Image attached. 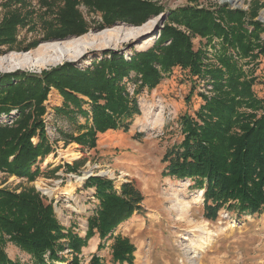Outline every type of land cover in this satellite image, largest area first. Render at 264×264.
Listing matches in <instances>:
<instances>
[{
  "label": "trees",
  "instance_id": "trees-1",
  "mask_svg": "<svg viewBox=\"0 0 264 264\" xmlns=\"http://www.w3.org/2000/svg\"><path fill=\"white\" fill-rule=\"evenodd\" d=\"M10 2L19 6L7 8L0 20V46L7 45L8 49L17 44L19 27L32 21V26L42 29V39L46 40L86 33L92 25L83 17L80 4L102 13L98 28L111 27L116 22L141 25L165 11L155 0H38L40 12L28 5V0ZM260 7L258 1L248 10L227 5H185L170 11L154 46L136 53L131 60L109 51L112 56L93 68L80 69L73 62H65L40 74L0 73V172L29 180L40 174L39 165L53 151L43 120L52 87L65 100L55 108L59 114L72 116L80 110L88 116L78 94L90 99L92 124L84 126L86 131L71 135L67 143L91 149L97 145L100 132L120 128L128 131L140 113L136 96L141 89L156 87L165 74L179 66L192 77L211 84L214 94L201 93L204 102L195 115L185 113L180 117L183 140L166 151L164 176L191 178L204 189L205 216L209 219H215L225 206L239 214L261 213L264 96L254 90L258 78L254 70L245 68L264 56V24L257 19ZM193 35L207 38L208 43L213 37L221 39L219 48L214 46L217 63L207 49L194 48ZM39 42L35 39L25 49ZM132 72L135 75L131 77ZM124 79L137 84L133 95ZM14 109L19 114L11 123L1 119ZM67 166L71 170L78 168L76 161ZM86 187L94 188L98 203L87 217L83 236L74 226L61 223L54 202L35 187L17 190L0 186V264H19L9 257L8 243L28 253L33 264H82L83 247L96 234L101 239L99 250L112 240V262L132 263L135 244L115 232L135 213L145 211L143 194L131 183L117 189L113 180L99 175L89 177ZM90 264L105 263L95 254Z\"/></svg>",
  "mask_w": 264,
  "mask_h": 264
},
{
  "label": "rangeland",
  "instance_id": "rangeland-1",
  "mask_svg": "<svg viewBox=\"0 0 264 264\" xmlns=\"http://www.w3.org/2000/svg\"><path fill=\"white\" fill-rule=\"evenodd\" d=\"M10 1L0 0V20L7 8L15 9L19 6ZM155 1L164 6L163 13L150 17L141 25L116 22L113 26L119 25L118 31L108 36L104 44L85 50L75 59L68 57L58 63L42 67L1 69L0 73L25 71L40 74L65 62H73L80 69L93 68L100 61L109 59L112 53L131 60L136 53L154 46L161 35L164 23L168 21L170 11L189 4L211 8L227 5L233 9L248 10L254 1H258L261 7L257 19L264 24V0H242L240 4L221 0ZM28 5L37 12L41 10L38 0H28ZM78 8L92 26L84 34L69 36L73 37L71 39L87 33H102L110 28L96 26L103 20L101 12H93L84 4H80ZM153 18L158 19L159 23L151 34L137 36L129 34L126 26L140 27ZM34 20L39 22L36 15ZM32 25L33 21L30 25L19 27L17 44L11 49H8L7 45L0 46V57H8L13 53L25 54L53 40L42 39V29L38 25ZM180 28L184 29L183 26ZM152 37L153 43L142 47L144 42ZM67 38L58 42L70 40ZM35 39L40 40L38 45L25 49ZM207 40L199 35L192 36L194 48L207 49L209 57L217 63L214 46L219 48L221 39L213 37L209 43ZM109 51L112 53L109 54ZM249 67L258 77L254 90L262 97L264 56H259L245 66ZM134 75L135 72H132L131 77ZM124 82L128 84V91L133 95L137 84L127 82V79H124ZM201 93L212 96L213 86L196 76L192 77L188 70L176 66L165 74L164 79L156 87L141 89L136 96L140 113L136 115L128 131L120 128L100 132L97 145L88 149L76 142H67L70 141L71 135L86 131V127L92 124L90 99L78 94L83 101L82 109L88 112V116L80 110L72 116L59 114L55 108L62 106L65 100L59 91L52 87L45 101L47 111L43 115V120L53 150L49 155H53L54 159L46 162L49 155L43 159L39 165L41 172L34 180L0 172V186L17 190L35 187L43 196L54 202L61 223L66 227L74 226L75 231L83 236L87 228L86 214L92 213L98 203L94 196V188L86 187L89 177L93 175L107 177L113 180L117 189L124 183H131L141 191L145 211L135 213L115 232L130 238L135 244L137 249L134 261L112 262V240L99 250L101 239L96 234L83 247L80 255L82 264H90L95 254L105 264H264V209L261 213L239 214L225 206L219 209L215 219H209L205 216L204 210L205 192L201 195V190L205 191L204 189L195 185L191 178L178 179L163 174L167 165L163 161L166 151L183 140L180 117L185 113L195 115L196 110L204 102ZM18 114V109H14L9 114H3L1 119L11 123ZM67 149L80 152L81 156L73 160L61 157L60 153ZM75 161L78 168L71 170L67 164H73ZM70 181L76 184L72 192L65 189ZM6 250L13 261L19 264H33L32 257L16 245L8 243Z\"/></svg>",
  "mask_w": 264,
  "mask_h": 264
},
{
  "label": "bare ground",
  "instance_id": "bare-ground-1",
  "mask_svg": "<svg viewBox=\"0 0 264 264\" xmlns=\"http://www.w3.org/2000/svg\"><path fill=\"white\" fill-rule=\"evenodd\" d=\"M221 1H231L232 3L240 4L242 0H221ZM158 19L153 18L146 22L144 25L140 27H131L126 26L129 29V34L131 36L151 34L156 28ZM116 27V28H115ZM119 25L110 27L102 33L93 34L87 33L79 38L70 39L68 41H50L48 43H43L37 49L32 50L28 53H13L8 57H0V70H12L18 67H42L49 64L58 63L66 58L75 59L81 55L85 50L93 47L99 46L105 43V40L108 36L117 32ZM157 32V31H156ZM156 34V33H155ZM154 37L147 39L142 47L149 46L153 43ZM108 44V43H107ZM61 157H65L69 160L77 159L81 156L80 152H76L72 149H67L60 153ZM46 162H49L54 159L53 155H49ZM79 184V183H78ZM76 188L75 182H69L67 187L65 188L68 192H72ZM50 191V190H49ZM54 193V191H52ZM204 191L201 190V195H203ZM62 264V263H59Z\"/></svg>",
  "mask_w": 264,
  "mask_h": 264
},
{
  "label": "water",
  "instance_id": "water-1",
  "mask_svg": "<svg viewBox=\"0 0 264 264\" xmlns=\"http://www.w3.org/2000/svg\"><path fill=\"white\" fill-rule=\"evenodd\" d=\"M71 38H73V37H69V38H67V39H71ZM61 39H53V40H51V41H60Z\"/></svg>",
  "mask_w": 264,
  "mask_h": 264
},
{
  "label": "crops",
  "instance_id": "crops-1",
  "mask_svg": "<svg viewBox=\"0 0 264 264\" xmlns=\"http://www.w3.org/2000/svg\"><path fill=\"white\" fill-rule=\"evenodd\" d=\"M90 214H91L90 212H89V213H87V214H86V217H88ZM79 233H80V232H79Z\"/></svg>",
  "mask_w": 264,
  "mask_h": 264
}]
</instances>
